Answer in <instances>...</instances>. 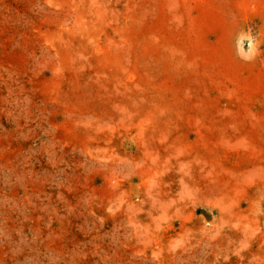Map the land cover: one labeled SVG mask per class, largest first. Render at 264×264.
<instances>
[{
	"label": "rangeland",
	"instance_id": "obj_1",
	"mask_svg": "<svg viewBox=\"0 0 264 264\" xmlns=\"http://www.w3.org/2000/svg\"><path fill=\"white\" fill-rule=\"evenodd\" d=\"M0 264H264V0H0Z\"/></svg>",
	"mask_w": 264,
	"mask_h": 264
}]
</instances>
